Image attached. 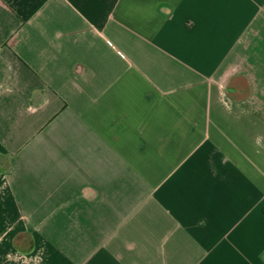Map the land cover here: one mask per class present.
Returning <instances> with one entry per match:
<instances>
[{
    "label": "crops",
    "instance_id": "1",
    "mask_svg": "<svg viewBox=\"0 0 264 264\" xmlns=\"http://www.w3.org/2000/svg\"><path fill=\"white\" fill-rule=\"evenodd\" d=\"M0 264H264V0H0Z\"/></svg>",
    "mask_w": 264,
    "mask_h": 264
}]
</instances>
